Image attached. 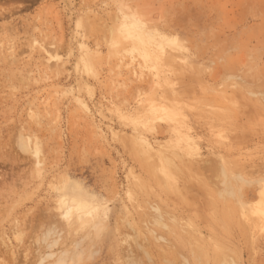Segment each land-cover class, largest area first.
I'll use <instances>...</instances> for the list:
<instances>
[{"label": "rangeland", "instance_id": "1", "mask_svg": "<svg viewBox=\"0 0 264 264\" xmlns=\"http://www.w3.org/2000/svg\"><path fill=\"white\" fill-rule=\"evenodd\" d=\"M263 184L264 0H0V264H264Z\"/></svg>", "mask_w": 264, "mask_h": 264}, {"label": "bare ground", "instance_id": "2", "mask_svg": "<svg viewBox=\"0 0 264 264\" xmlns=\"http://www.w3.org/2000/svg\"><path fill=\"white\" fill-rule=\"evenodd\" d=\"M128 32H129V30L127 28H122V29H120V31H118L117 35L122 36V38H125L129 35ZM134 32H136V31H134ZM138 37H139V35H137L135 38H138ZM154 53L155 54H154L153 60H152V63L154 65H153V67H151L152 68L151 74H154V76H155V78H157L158 82L159 81L164 82L165 78L161 77V75H160V72L162 73L163 70L161 71L162 68L160 67V64H159V62L162 60V50L154 51ZM178 113H179L178 109H176L175 107H172L171 105L159 104V103L149 105L148 121L154 120L155 118L165 119V120H169V121H174V120L176 121ZM184 148L187 149V152H191L189 150L190 148H188L187 145H185ZM169 154H176V153L173 151H170ZM163 161H164V163H167L169 165L173 164L172 158L170 155L164 156ZM226 179L228 180V178H226ZM226 179L224 178V180H226ZM223 183L225 185V182H223ZM227 183H228L227 185H229V182H227ZM227 185H225V186H227ZM227 187L229 188V186H227ZM71 197H73V198L68 199L66 201H63V207H64L63 208L64 209L63 217L64 218L67 217L65 219L72 218V219L78 221L79 223H81V222L87 223L91 219V217L94 216V212H95L94 208L91 207L89 204H87L86 201L81 200V197L76 195V194H72ZM258 197L260 198V201L255 203V205L251 209V213H253V222L255 223L256 227L258 229H262V228H264V184L262 185V187L260 189V193H259ZM153 222H156V220L155 221L153 220ZM62 259L64 260V257ZM62 259H58L55 264H65V261H63Z\"/></svg>", "mask_w": 264, "mask_h": 264}, {"label": "snow or ice", "instance_id": "3", "mask_svg": "<svg viewBox=\"0 0 264 264\" xmlns=\"http://www.w3.org/2000/svg\"><path fill=\"white\" fill-rule=\"evenodd\" d=\"M161 23H165L164 21H161ZM170 44H179V40L177 38H174L173 40L169 41ZM67 218V217H65ZM130 264H134V262H130Z\"/></svg>", "mask_w": 264, "mask_h": 264}]
</instances>
